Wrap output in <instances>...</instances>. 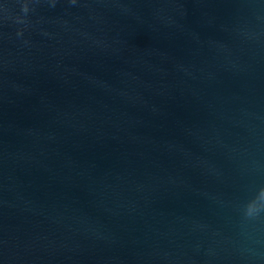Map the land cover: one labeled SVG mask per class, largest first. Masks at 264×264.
<instances>
[{"label":"water","instance_id":"water-1","mask_svg":"<svg viewBox=\"0 0 264 264\" xmlns=\"http://www.w3.org/2000/svg\"><path fill=\"white\" fill-rule=\"evenodd\" d=\"M0 264H264V0H0Z\"/></svg>","mask_w":264,"mask_h":264}]
</instances>
